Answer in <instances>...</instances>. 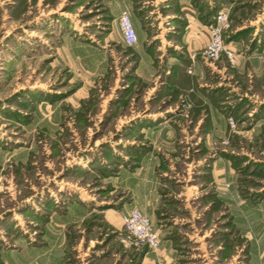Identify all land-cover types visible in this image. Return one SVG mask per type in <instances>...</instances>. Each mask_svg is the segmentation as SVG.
Masks as SVG:
<instances>
[{"label":"rangeland","instance_id":"obj_1","mask_svg":"<svg viewBox=\"0 0 264 264\" xmlns=\"http://www.w3.org/2000/svg\"><path fill=\"white\" fill-rule=\"evenodd\" d=\"M180 2L0 0V264H165L126 241L136 198L170 264H264V0H191L229 14L203 79L122 36L128 10L174 51Z\"/></svg>","mask_w":264,"mask_h":264},{"label":"crops","instance_id":"obj_2","mask_svg":"<svg viewBox=\"0 0 264 264\" xmlns=\"http://www.w3.org/2000/svg\"><path fill=\"white\" fill-rule=\"evenodd\" d=\"M180 7L182 10L186 11V18L188 20V24L186 27L185 32L181 36L180 45H174V51H171L167 47L171 46V41L169 40L168 43L165 45L164 40L166 41V38L162 39L161 42L155 51H152L150 49V46L153 44V40L158 38L160 34H155L154 32L151 33L148 24H146V27L143 23H141L138 18L135 16V19L133 18L134 26L136 28L137 34H138V51L141 55V62L143 66L147 69V71H151L152 66L155 64L156 59L158 58L159 63L164 62L162 57H167L165 61V67L168 68L171 71V68H176L177 72L185 68V60H190V65L193 64L194 66V72L198 76V78L203 79V77L208 76L207 69L205 70V67L203 63L201 62L200 58L201 56V50L206 46L207 42L209 41V24H205L201 22L195 15V8L192 4L191 0H181ZM121 14V13H120ZM120 16V15H119ZM170 15H164L165 20H167L166 17H169ZM157 19V18H154ZM166 23H170L169 21ZM161 37V36H160ZM169 39V38H168ZM227 43V40L225 41ZM228 44V43H227ZM233 42L230 46L234 47ZM239 47V44H237ZM173 47V45H172ZM262 53L264 54V47L262 50ZM253 55L255 53H252ZM198 56L197 59L193 58V56ZM255 62H253L254 64ZM176 77V75H175ZM174 76L171 78V82L175 80ZM208 86L209 83H206ZM209 87H213L212 85ZM201 97L205 96V93L201 91H197ZM216 107V106H215ZM217 111L222 112L219 108L216 107L215 113ZM219 114V113H218ZM220 117L221 114H219ZM224 116V114H222ZM214 113L212 118L215 119ZM264 119V116L262 117ZM153 177V175H152ZM153 180V179H152ZM139 197V196H138ZM137 198L134 200L133 207L139 208L137 205L142 206V203H139L136 201ZM153 208V214L155 213V209ZM140 209V208H139ZM143 211V210H142ZM144 213L148 214L147 212L143 211ZM150 215V214H148ZM154 223V222H153ZM155 226V225H154ZM159 228V232H161V246L159 248V254L162 257V260H164L165 264H170L175 258H177V251L175 250V246L178 242V240H174L171 237H168L165 233V229H163L161 224H157ZM164 231V232H163Z\"/></svg>","mask_w":264,"mask_h":264},{"label":"built area","instance_id":"obj_3","mask_svg":"<svg viewBox=\"0 0 264 264\" xmlns=\"http://www.w3.org/2000/svg\"><path fill=\"white\" fill-rule=\"evenodd\" d=\"M122 36L128 46L138 44V34L134 26L131 12L123 10L119 19ZM229 26V14L222 10L214 23L209 26V41L204 50L203 57L208 61L218 60L224 53L232 57L233 52L225 42V30ZM234 125V120H231ZM123 223L128 232L126 241L136 245H147L152 250L161 246V235L154 226L152 218L141 209L134 207L123 216Z\"/></svg>","mask_w":264,"mask_h":264},{"label":"trees","instance_id":"obj_4","mask_svg":"<svg viewBox=\"0 0 264 264\" xmlns=\"http://www.w3.org/2000/svg\"><path fill=\"white\" fill-rule=\"evenodd\" d=\"M225 41H226V37H225Z\"/></svg>","mask_w":264,"mask_h":264}]
</instances>
